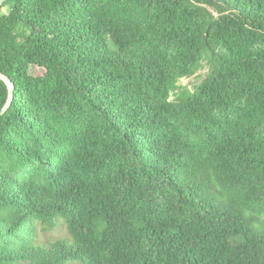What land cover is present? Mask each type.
Wrapping results in <instances>:
<instances>
[{"label": "trees", "instance_id": "16d2710c", "mask_svg": "<svg viewBox=\"0 0 264 264\" xmlns=\"http://www.w3.org/2000/svg\"><path fill=\"white\" fill-rule=\"evenodd\" d=\"M0 72V264H264V0H7Z\"/></svg>", "mask_w": 264, "mask_h": 264}, {"label": "rangeland", "instance_id": "374dc122", "mask_svg": "<svg viewBox=\"0 0 264 264\" xmlns=\"http://www.w3.org/2000/svg\"><path fill=\"white\" fill-rule=\"evenodd\" d=\"M208 72H209V66L205 63L204 67H202L195 75L191 77L182 78L180 80V83L194 90V88L202 81V79L206 77ZM31 73L34 75H40L44 73V69L38 66H32ZM48 235L50 236L51 240L59 236H67L66 229L64 227H60L56 231L48 233Z\"/></svg>", "mask_w": 264, "mask_h": 264}, {"label": "water", "instance_id": "95a60500", "mask_svg": "<svg viewBox=\"0 0 264 264\" xmlns=\"http://www.w3.org/2000/svg\"><path fill=\"white\" fill-rule=\"evenodd\" d=\"M7 0H0V9L2 8V6L4 5V3ZM0 79L4 80L9 87V97L8 100L6 102V104L2 107V109L0 110V117H2L10 108L13 99H14V93H15V84L14 82L4 73L0 72Z\"/></svg>", "mask_w": 264, "mask_h": 264}]
</instances>
